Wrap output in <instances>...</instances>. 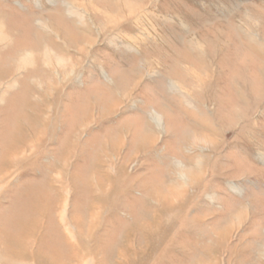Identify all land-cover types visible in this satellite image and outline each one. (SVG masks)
<instances>
[{"label": "rangeland", "instance_id": "1", "mask_svg": "<svg viewBox=\"0 0 264 264\" xmlns=\"http://www.w3.org/2000/svg\"><path fill=\"white\" fill-rule=\"evenodd\" d=\"M131 1L0 0V264H264V0Z\"/></svg>", "mask_w": 264, "mask_h": 264}, {"label": "bare ground", "instance_id": "2", "mask_svg": "<svg viewBox=\"0 0 264 264\" xmlns=\"http://www.w3.org/2000/svg\"><path fill=\"white\" fill-rule=\"evenodd\" d=\"M139 1H137V2H135V1H131V0H127V3L125 4V6L129 9V11H130V13H128L129 14V16H131V15H133V12L135 13V11H137L138 9H141V8H143L142 7V5L144 4V3H138ZM143 2V1H142ZM142 4V5H141ZM121 5V4H120ZM117 6V5H116ZM119 6V5H118ZM122 5H121V11H123L122 10ZM142 10V9H141ZM120 11V10H119ZM139 11V10H138ZM76 12V11H75ZM72 13V12H71ZM121 13V12H120ZM125 13V12H124ZM111 14V13H110ZM73 15H75V14H73ZM118 15H119V13H118ZM112 18V20L113 21H115L117 18H115L114 16L113 17H111ZM131 18V17H130ZM105 19V18H104ZM116 22V21H115ZM111 23V22H110ZM45 26L47 27V28H52V29H54V33L53 32H51L52 34H62L63 35V33H62V31L61 30H59V31H56L55 30V28L50 24V25H47L46 24V22H45ZM50 26V27H49ZM57 26H59V25H57ZM1 27V26H0ZM43 28H45V27H43ZM1 29V28H0ZM46 34H47V32H46ZM67 35V34H66ZM2 37H6L5 35H3ZM61 38V37H60ZM48 39H49V37H48ZM62 39V38H61ZM5 40H7V37H6V39ZM56 42V41H55ZM44 43V42H43ZM55 44V43H54ZM36 45V44H35ZM41 45V44H40ZM38 46V45H37ZM41 46H43V45H41ZM45 46V45H44ZM50 46V45H49ZM90 48V47H89ZM32 49V48H31ZM35 49V48H34ZM49 51H51L52 52V48H47ZM57 49V48H56ZM57 51V50H56ZM31 52V51H30ZM50 52V53H51ZM60 52V51H59ZM53 53V52H52ZM25 55H27L26 57H23L22 58V60H21V64L23 65V66H25V65H27V64H29V62H31V59L34 57V55L33 54H31V53H25ZM32 62H33V60H32ZM31 64V63H30ZM49 72V71H48ZM47 72V73H48ZM176 84L173 82V86H175ZM33 141V140H32ZM11 144V143H10ZM30 145V144H29ZM10 146V145H9ZM14 147H16V146H14ZM33 151V150H32ZM26 152V151H25ZM27 154V153H26ZM22 155V154H21ZM23 156V155H22ZM25 157V156H24Z\"/></svg>", "mask_w": 264, "mask_h": 264}]
</instances>
